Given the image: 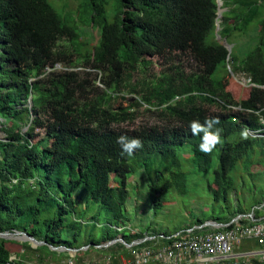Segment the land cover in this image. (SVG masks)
Wrapping results in <instances>:
<instances>
[{
	"label": "trees",
	"instance_id": "trees-1",
	"mask_svg": "<svg viewBox=\"0 0 264 264\" xmlns=\"http://www.w3.org/2000/svg\"><path fill=\"white\" fill-rule=\"evenodd\" d=\"M117 1L120 12L112 18L105 0L82 5L101 28L95 45L81 53L72 43L77 34L48 0H0V131L5 135L0 233L25 232L47 243L33 248L0 239V264H24L20 257L9 260L20 253L7 247L10 241L53 256L67 253L50 246L76 249L82 256L119 237L132 244L145 237L108 231L84 251L89 242L78 245L71 231L67 237L63 233L70 225L76 239L87 219L97 221L102 214L111 229L126 220L132 175L144 187L151 183L161 199L174 187L185 192L182 148L192 152L201 172L218 160L210 190L217 202H227L234 185L230 174L242 162L243 167L252 163L256 147L264 149V0H223L219 35L231 53L216 36L217 0ZM253 24L255 30H249ZM244 35L252 45L248 52L233 45L245 42ZM65 39L70 47L60 46ZM186 58L195 69L187 70ZM157 64L159 72L153 70ZM239 74L251 84L241 100ZM142 109L155 123L125 127ZM209 118H219L212 131L221 129L222 142L205 154L199 150L202 134L193 135L190 123ZM37 130L45 132L38 140ZM122 135L139 138L143 148L121 155L117 138ZM112 175L119 178L117 185ZM83 186L99 204L93 217L78 211L76 193ZM254 211L262 214L259 207ZM69 216L74 220L67 221ZM101 250L132 249L118 243Z\"/></svg>",
	"mask_w": 264,
	"mask_h": 264
},
{
	"label": "rangeland",
	"instance_id": "rangeland-1",
	"mask_svg": "<svg viewBox=\"0 0 264 264\" xmlns=\"http://www.w3.org/2000/svg\"><path fill=\"white\" fill-rule=\"evenodd\" d=\"M48 1L60 17L66 21V24L77 34L72 43L77 46L78 51L85 53L88 49H91L93 45H95L101 27L98 24H94L92 20V10H86L82 7L86 0ZM105 1L107 14L110 18L120 12L117 0ZM256 25L257 24H253L249 30H255ZM246 35H244L243 39H246L245 42L238 41L239 44H233L234 47H237V50L248 52L252 49L251 42L249 43L250 37ZM60 46L70 47L69 40L65 39L61 41ZM243 46H245V48H243ZM185 64H187V70L196 68V64L190 58H186ZM161 69L162 67L159 64L153 68L156 72H159ZM235 81L238 83L237 90L239 93H237V97L238 100H241L251 87L250 80L246 75L239 74L236 75ZM125 98L130 100L132 97L130 95H125ZM122 102L125 106V100ZM154 123L155 118H153V115L144 112L142 109L136 122L133 124H126L125 127L133 129L141 125ZM36 134L38 135V140L44 137L45 132L43 130H37ZM4 139L5 135L0 131V140ZM186 150L188 151L189 149H180V153L184 156V159L187 160L184 162L187 173L185 192H181V189L174 187L167 191L166 194H164V198L161 199V193L157 195L154 194V188L151 183L148 184V187H144L137 183V179L132 175L128 181L130 198L126 205V220L114 224L111 229L109 228L111 225L107 222L106 216L102 214L97 221L87 219L79 228L81 235L76 237V239L70 225L65 229L63 233L64 236L67 237L66 234L71 231V241L78 245H84L89 242V246H92V241L98 242L101 240L108 231L112 233L118 232L117 234L119 235L126 233L125 235H141L149 238H160L165 236L167 238L188 231L191 227L196 228L195 224L198 222H203L204 224H222L235 215H237L236 218L241 216L247 217L258 207H261V213L264 214V209L262 208L264 205V149L256 147L251 159L252 163L243 167L242 165H244V163L242 162L236 170L230 174L233 178L234 185L233 191L227 202L224 200L217 202L213 191L210 190V186L214 182V168L218 160L216 159L211 166H209L207 172H201L199 168L197 169L192 152H187ZM118 180L119 178L117 176L112 175L113 185H117ZM76 197H78L79 201L78 211H86L90 213L92 217L95 216L99 210V204L91 199L90 193L84 186L78 190ZM155 198L157 200H155ZM67 218V221H72L75 217L69 216ZM45 230L46 228L42 227V231L45 232ZM12 241L19 242L20 244L27 243L20 239ZM12 241L7 243V247L17 249L20 253L19 255L14 253L12 255L13 260L11 261H16L17 258L20 257L18 259L22 260L24 264H70L73 260L78 264H99L109 255L116 258L115 264H121L122 259L130 261L134 256L132 251L106 252L101 250L102 248H96L94 251L88 252L82 256H76V249H73V251L59 249V253H67V255L62 254L53 256L46 253H36L29 247H22V245L18 246L17 243H13ZM28 245L37 248L31 243H28ZM257 248L258 245L256 242L248 241L239 251L254 250ZM87 249L86 247L81 248V250L84 251Z\"/></svg>",
	"mask_w": 264,
	"mask_h": 264
},
{
	"label": "built area",
	"instance_id": "built-area-1",
	"mask_svg": "<svg viewBox=\"0 0 264 264\" xmlns=\"http://www.w3.org/2000/svg\"><path fill=\"white\" fill-rule=\"evenodd\" d=\"M248 241L256 242L259 248L239 251ZM145 242L152 244L134 249ZM127 248L132 249L133 259H122L121 264H264V214L256 216L253 211L230 224L208 223L167 238L145 237ZM115 260L109 255L99 264H115ZM70 264L78 263L73 260Z\"/></svg>",
	"mask_w": 264,
	"mask_h": 264
},
{
	"label": "clouds",
	"instance_id": "clouds-1",
	"mask_svg": "<svg viewBox=\"0 0 264 264\" xmlns=\"http://www.w3.org/2000/svg\"><path fill=\"white\" fill-rule=\"evenodd\" d=\"M264 90V88H262ZM219 118H209L203 124L198 120H193L190 123V129L193 135L202 134V142L199 144V150L205 154H211L218 144L222 142L221 129L212 131L213 127L219 124ZM243 139L248 138L247 130L241 132ZM117 143L121 146V155L132 156L138 149L143 148V143L139 138H129L127 136H119ZM13 257H10L11 261Z\"/></svg>",
	"mask_w": 264,
	"mask_h": 264
},
{
	"label": "water",
	"instance_id": "water-1",
	"mask_svg": "<svg viewBox=\"0 0 264 264\" xmlns=\"http://www.w3.org/2000/svg\"><path fill=\"white\" fill-rule=\"evenodd\" d=\"M218 3V18H217V29H216V36L218 41L224 45L231 53L232 51V46L224 39L221 38V36L219 35V32L221 30L220 24H221V19L223 16V12L225 11L224 9H222V5H223V0H217ZM216 224V223H215ZM208 223L199 226V227H205L207 226ZM216 225H223V224H216ZM0 239H6V240H23V242H27V243H31L34 247H39V246H43L46 245V242L43 241H38L36 240L34 237L30 236L29 234L25 233V232H4V233H0ZM122 243L125 244L127 246V243L124 241L123 237H119L118 239L114 240L113 242H111L110 244L107 245H97L96 248L100 249V248H104L105 246H110L112 244H116V243ZM131 245V244H129ZM90 246L86 247L89 248ZM50 248L52 250L58 251L59 249H62L64 251H73V249H68L66 247H53L50 246Z\"/></svg>",
	"mask_w": 264,
	"mask_h": 264
},
{
	"label": "crops",
	"instance_id": "crops-1",
	"mask_svg": "<svg viewBox=\"0 0 264 264\" xmlns=\"http://www.w3.org/2000/svg\"><path fill=\"white\" fill-rule=\"evenodd\" d=\"M263 207H264V205H263ZM255 209H256V208H255ZM262 214H263V213H262ZM256 244H257V243H256ZM257 245H258V244H257ZM258 248H259V246H258ZM258 248H257V249H258ZM254 250H256V249H254Z\"/></svg>",
	"mask_w": 264,
	"mask_h": 264
}]
</instances>
